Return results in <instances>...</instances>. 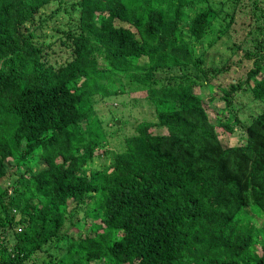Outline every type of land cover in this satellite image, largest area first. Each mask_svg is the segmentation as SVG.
Listing matches in <instances>:
<instances>
[{
    "label": "trees",
    "instance_id": "1",
    "mask_svg": "<svg viewBox=\"0 0 264 264\" xmlns=\"http://www.w3.org/2000/svg\"><path fill=\"white\" fill-rule=\"evenodd\" d=\"M55 18L53 63L39 32ZM263 19L264 0H0V264H264ZM223 45L250 67L231 84L228 61L206 66ZM131 89L156 120L113 151L129 119L99 105ZM85 209L86 232L62 234Z\"/></svg>",
    "mask_w": 264,
    "mask_h": 264
},
{
    "label": "rangeland",
    "instance_id": "2",
    "mask_svg": "<svg viewBox=\"0 0 264 264\" xmlns=\"http://www.w3.org/2000/svg\"><path fill=\"white\" fill-rule=\"evenodd\" d=\"M222 0H214L215 2H220ZM248 0H245V4L247 5ZM207 4V2H206ZM56 7H49L46 11L45 14L46 15H50V13L52 12L53 9H55ZM243 8V7H242ZM255 13L250 11L249 8H245V9H241L237 16H236V20L238 21L237 23H235V27L237 28L236 31V38L239 39H243L244 36H246L248 34L247 29L249 27L250 24L254 23V18H255ZM58 19L55 18L54 21H52V25L49 24V26H47L45 29H43L42 31L39 32V35L43 38V40L46 43L51 44V47H49L47 50L48 52H50L52 54V56H50V59L52 60L53 63H55V61H63L66 59L67 54L64 53L63 51L65 50V47L62 46V43L60 41H57V32H55L54 28H58ZM264 23V19L259 21V24H263ZM211 39H216L218 34L216 32H213L212 34H210ZM205 41H208L207 39ZM204 45H207V43H205ZM250 47H252V44L249 45ZM229 46L223 45L221 46H212L211 50L209 52H207V58H206V66H221L220 63H226L227 61L233 66V68L226 72L223 76L221 77V80L226 82V84H231L232 81H236V79L240 76H242L244 73H246L250 67H248L247 63L244 62H239V58L241 57V52H239L238 56L235 57L231 52L230 48H228ZM64 62V61H63ZM228 73V76H225ZM131 90H135V89H131ZM139 90V89H138ZM135 94L129 95H125V96H120L119 98H116V100H113L114 97H112L111 101L107 104V105H99V109H98V114L103 120L106 117L112 116V114L110 113L112 105L113 106H117L118 110H120L121 112H123V116L125 117V122H127V120L129 119V124L126 125L123 129L124 131H115V130H108V133L110 134L109 137H107V139H102V141L106 144H110L111 148L113 151H117V152H121L126 150V144H124V136H129L135 133V127L137 126L138 123H140L141 121H143V119H147V120H151V121H155L156 118L153 114L154 112V107H152L149 103L148 100L144 99V100H138L136 98H133L136 94H139L141 97H144V94L141 93H137V90L134 91ZM138 96V97H140ZM133 98L134 102L133 103H139L138 105H133V103H130L128 108H124L123 106H120L119 103L126 100L131 101V99ZM245 99L242 100V106H241V113L240 116L243 120H247L248 118H250L249 113L251 111H254L253 107H257V105L255 104L256 102L251 101L252 97H250L251 99H247L246 97H244ZM138 100V101H137ZM249 100V101H248ZM251 101V103H250ZM242 108L246 111L242 112ZM150 121V122H151ZM107 123V122H106ZM116 126V125H115ZM83 127H86V125L83 122ZM112 127V123L109 124V128ZM114 128V127H113ZM237 129V128H236ZM239 129V128H238ZM237 129V130H238ZM151 131L155 134H164L167 132L166 129L161 128V127H153L151 129ZM231 137H233V141H237V143L240 142V137L238 135L235 136H231V134L226 135L225 139V143L226 140H229ZM125 147V148H124ZM110 154V153H109ZM37 159H39V157H36ZM106 158H102V160H105ZM40 163L42 161H39ZM99 162L102 161H97L95 165L99 164ZM34 165V164H32ZM35 170L38 169V165L36 167H34ZM26 170V168L21 169L22 172H24ZM14 180V179H13ZM9 184V182L7 183ZM86 215V209L80 211L79 213L75 212L74 215L72 217H69L67 220V223L65 225V228L62 231L63 233H67L73 236H81L83 233L86 232L87 226H90V222L88 223H84V217ZM81 220V223H78V221ZM83 224H85L86 226L83 227ZM104 227L106 228L107 225L104 224ZM264 233V232H263ZM56 242L58 241V239L55 240ZM62 244L66 245V242H63ZM54 245H60V244H54ZM54 254L57 255H62L64 252L62 251H58V250H54L53 251ZM34 264H53V258L49 257L48 255L44 254V253H38L33 260ZM25 264H32V262H26ZM94 264H99V263H94Z\"/></svg>",
    "mask_w": 264,
    "mask_h": 264
}]
</instances>
